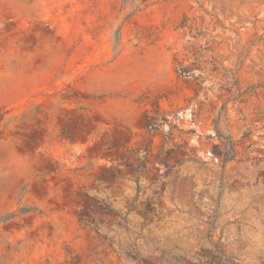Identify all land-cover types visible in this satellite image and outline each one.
<instances>
[{
  "label": "rangeland",
  "instance_id": "obj_1",
  "mask_svg": "<svg viewBox=\"0 0 264 264\" xmlns=\"http://www.w3.org/2000/svg\"><path fill=\"white\" fill-rule=\"evenodd\" d=\"M0 264H264V0H0Z\"/></svg>",
  "mask_w": 264,
  "mask_h": 264
}]
</instances>
